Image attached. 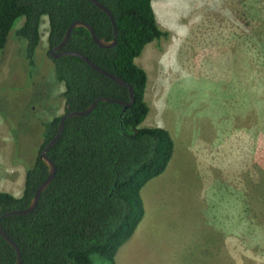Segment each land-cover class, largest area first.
I'll list each match as a JSON object with an SVG mask.
<instances>
[{"label": "rangeland", "instance_id": "rangeland-1", "mask_svg": "<svg viewBox=\"0 0 264 264\" xmlns=\"http://www.w3.org/2000/svg\"><path fill=\"white\" fill-rule=\"evenodd\" d=\"M153 7L168 36L135 62L148 76L145 124L166 128L174 152L141 189L148 232L117 261L125 242L116 264H264V0ZM22 22L0 54V191L17 196L38 155L40 121L64 112L63 84L47 55L48 20L32 67L15 35Z\"/></svg>", "mask_w": 264, "mask_h": 264}, {"label": "trees", "instance_id": "trees-1", "mask_svg": "<svg viewBox=\"0 0 264 264\" xmlns=\"http://www.w3.org/2000/svg\"><path fill=\"white\" fill-rule=\"evenodd\" d=\"M97 1L114 17L116 44L100 47L85 27H76L61 50L82 53L123 78L132 85L134 100L128 108L99 101L91 112L65 119L59 139L46 153L56 166L52 182L31 212L1 220L3 229L19 246L22 264H93V255L116 264L118 249L144 216L141 189L165 171L173 155L170 132L143 125L149 111L145 100L148 76L135 62L147 44L168 36L157 24L154 0ZM21 17L23 22L15 35L24 41L23 56L29 67L34 66L41 42L42 18L48 20L47 55L55 81L63 84V113L82 110L99 96L129 100L126 86L97 72L81 58L49 53L74 20L88 22L99 37L112 38L110 18L91 1L0 0V54ZM61 115L40 121L38 155L26 166L19 196L0 191V215L28 206L47 177L48 169L39 153L55 135ZM0 264H16L14 248L1 235Z\"/></svg>", "mask_w": 264, "mask_h": 264}, {"label": "water", "instance_id": "water-1", "mask_svg": "<svg viewBox=\"0 0 264 264\" xmlns=\"http://www.w3.org/2000/svg\"><path fill=\"white\" fill-rule=\"evenodd\" d=\"M89 1H91L99 9L104 11L108 15V17L110 18L111 23L113 25L112 38L107 40L104 37H99V36L96 35L93 27L88 22L83 21V20H74L67 27V29L65 31V34H64L62 40L60 41V43L57 44L56 46L50 48L49 49V53L53 57H59V56H65V55H75V56L81 58L90 67L95 69L97 72L105 75L106 77L110 78L111 80H113L114 82H116L119 85L126 86L128 88L129 100L128 101H124V100H120V99H116V98H110V97H106V96H99L94 101H92L87 107H85L84 109L69 111L67 113H63L60 116L59 123H58V128H57V131H56L55 135L50 139V141H48V143L42 148V150L39 153V158L42 161H44V163L47 166V169H48L47 170L48 171L47 177L39 184V186L34 191V194H33L32 198H31L28 206H26L24 208H20V209L9 210V211H6V212H4V213H2L0 215V235L14 248V250L16 252V264H22L21 252H20L19 246L7 234V232L3 229L1 220H2V218L10 216V215H22V214H26L28 212H31L36 207L41 193L52 182V180H53V178L55 176V173H56V166H55V163L53 162V160L46 153L49 150V148L59 139V137H60V135H61V133L63 131L65 119L68 118V117L80 116V115H84V114H87V113L91 112L94 109L95 105L99 101L118 103V104H122L124 106V108H128V107H130L132 105L133 100H134L133 87H132L131 84L127 83L123 78H121L119 76H116V75H114L112 73H109L106 70L102 69L97 64H95L93 61H91L87 56L83 55L82 53H79V52L74 51V50H61L62 47L67 42L71 31L74 28H76V27H85L89 31L90 36L92 37L93 41L100 47L108 48V47H112V46H114L116 44V42H117V38H116L117 37V28H116L114 17L112 15V13L110 12V10L105 5L101 4L99 1H97V0H89Z\"/></svg>", "mask_w": 264, "mask_h": 264}, {"label": "crops", "instance_id": "crops-1", "mask_svg": "<svg viewBox=\"0 0 264 264\" xmlns=\"http://www.w3.org/2000/svg\"><path fill=\"white\" fill-rule=\"evenodd\" d=\"M146 122V118L143 122V125L146 126H153L151 124H145ZM174 152V151H173ZM166 170V169H165ZM162 174V173H161ZM153 179V178H152ZM151 180V179H150ZM145 186V185H144ZM143 186V187H144ZM146 187L142 188L143 191L145 190ZM17 196V195H16ZM142 196V195H141ZM143 199V197H142ZM144 203V202H143ZM197 214H195L194 216H196ZM187 220H191V216H189V219ZM150 221H153L148 209L145 208L144 206V216L142 218V220L140 221L139 225L137 226V228L135 229L133 235L126 241V243L123 245V247L121 248V250L118 252V254L116 255L117 261H119L122 258L123 254H126L127 251H129L130 249H133L134 247H136L138 245L139 242L142 241V239L144 238V236L146 235V233L148 232V227L150 225ZM119 250V249H118ZM122 254V255H121ZM172 257V256H171ZM172 259V258H171ZM116 261V260H115ZM173 261V260H172ZM176 261V260H175ZM181 263L182 260L180 259Z\"/></svg>", "mask_w": 264, "mask_h": 264}]
</instances>
